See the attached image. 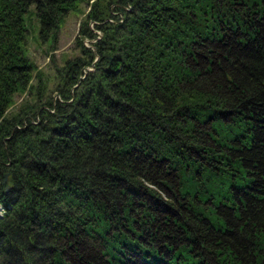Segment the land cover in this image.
I'll list each match as a JSON object with an SVG mask.
<instances>
[{"label":"trees","instance_id":"16d2710c","mask_svg":"<svg viewBox=\"0 0 264 264\" xmlns=\"http://www.w3.org/2000/svg\"><path fill=\"white\" fill-rule=\"evenodd\" d=\"M0 205V264H264V0H0Z\"/></svg>","mask_w":264,"mask_h":264},{"label":"rangeland","instance_id":"374dc122","mask_svg":"<svg viewBox=\"0 0 264 264\" xmlns=\"http://www.w3.org/2000/svg\"><path fill=\"white\" fill-rule=\"evenodd\" d=\"M87 8V3L82 4V9L84 12L71 11L68 13L65 21L60 27L54 47H49L47 42H41L38 39L35 28L33 27L35 21H32V26L30 27L28 36L27 53L37 65V68L44 71L45 76L48 78V88L50 89V93H52L53 96H57V93L53 91L55 82L57 80L55 67H60L63 65L66 58L80 54V50L75 43V36L78 34L80 21L85 15L84 13ZM89 26L92 27L93 32L100 34V30L94 26V21H89ZM92 40L93 38L84 37L83 42L87 46H90ZM88 67L89 66H87L84 70H86ZM33 81H35V79H33ZM26 96L27 92L15 95L11 110H15ZM1 213L2 206L0 205V214Z\"/></svg>","mask_w":264,"mask_h":264}]
</instances>
